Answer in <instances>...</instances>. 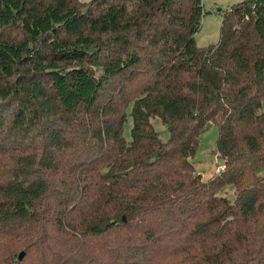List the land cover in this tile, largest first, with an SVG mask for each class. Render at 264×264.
Listing matches in <instances>:
<instances>
[{
    "label": "trees",
    "instance_id": "trees-1",
    "mask_svg": "<svg viewBox=\"0 0 264 264\" xmlns=\"http://www.w3.org/2000/svg\"><path fill=\"white\" fill-rule=\"evenodd\" d=\"M202 15L0 0V264H264V0L198 47ZM209 124L223 168L205 180Z\"/></svg>",
    "mask_w": 264,
    "mask_h": 264
},
{
    "label": "rangeland",
    "instance_id": "rangeland-1",
    "mask_svg": "<svg viewBox=\"0 0 264 264\" xmlns=\"http://www.w3.org/2000/svg\"><path fill=\"white\" fill-rule=\"evenodd\" d=\"M240 1L242 0H202L203 15L200 22L201 24L194 35V40L198 47L207 46L218 41L219 26L224 12L233 4ZM260 111H264V98ZM151 122L161 140L166 141L169 137L167 126L157 117L151 118ZM130 126L131 120L129 119L123 127V134L127 139L130 138ZM217 134V125L209 124L199 135V145L192 158L196 172L201 173L202 178L205 180L216 173L219 168L221 169V167H223L221 159L213 152L215 151ZM258 173L264 176V165ZM223 194L229 199H233L234 188L231 185H227L225 189H223Z\"/></svg>",
    "mask_w": 264,
    "mask_h": 264
},
{
    "label": "water",
    "instance_id": "water-1",
    "mask_svg": "<svg viewBox=\"0 0 264 264\" xmlns=\"http://www.w3.org/2000/svg\"><path fill=\"white\" fill-rule=\"evenodd\" d=\"M123 219H124V217H123ZM22 255H23V252H21L19 256L21 257Z\"/></svg>",
    "mask_w": 264,
    "mask_h": 264
},
{
    "label": "built area",
    "instance_id": "built-area-1",
    "mask_svg": "<svg viewBox=\"0 0 264 264\" xmlns=\"http://www.w3.org/2000/svg\"><path fill=\"white\" fill-rule=\"evenodd\" d=\"M221 168H223V167H221ZM220 169V168H219Z\"/></svg>",
    "mask_w": 264,
    "mask_h": 264
}]
</instances>
